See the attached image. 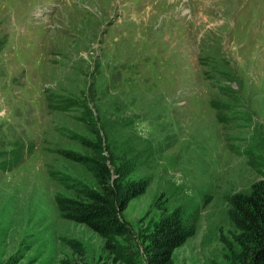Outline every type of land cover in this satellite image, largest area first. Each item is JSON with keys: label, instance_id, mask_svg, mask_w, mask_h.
<instances>
[{"label": "rangeland", "instance_id": "374dc122", "mask_svg": "<svg viewBox=\"0 0 264 264\" xmlns=\"http://www.w3.org/2000/svg\"><path fill=\"white\" fill-rule=\"evenodd\" d=\"M98 134L148 180L126 254L179 208L194 232L170 264H241L227 210L264 181V0H0V264H73L70 241L122 264L56 206L95 185L60 150Z\"/></svg>", "mask_w": 264, "mask_h": 264}, {"label": "trees", "instance_id": "16d2710c", "mask_svg": "<svg viewBox=\"0 0 264 264\" xmlns=\"http://www.w3.org/2000/svg\"><path fill=\"white\" fill-rule=\"evenodd\" d=\"M213 109L224 106L210 102ZM218 120L222 117L217 116ZM84 152L60 150L66 159L82 165L93 177L94 186L81 183L72 196H57L56 206L61 216L80 223L97 233L104 248L117 255L122 264H170L173 251L194 232L179 208L163 211L141 232L142 257L126 254L120 239L130 234L127 223L121 218L129 202L144 192L148 180L131 176L133 164L125 158L117 159L111 149L102 144L100 134L96 141L82 139ZM108 152V156L104 153ZM109 159V161H108ZM250 193H235L228 199V217L237 231L235 239L240 250L237 259L241 264H264V181L253 185ZM76 254L75 263L86 264L82 244L70 241ZM143 259V260H142Z\"/></svg>", "mask_w": 264, "mask_h": 264}]
</instances>
